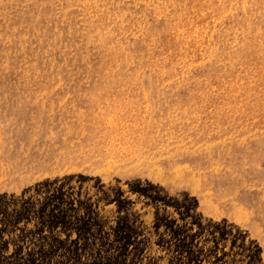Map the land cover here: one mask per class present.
Returning a JSON list of instances; mask_svg holds the SVG:
<instances>
[{
  "label": "rangeland",
  "instance_id": "rangeland-1",
  "mask_svg": "<svg viewBox=\"0 0 264 264\" xmlns=\"http://www.w3.org/2000/svg\"><path fill=\"white\" fill-rule=\"evenodd\" d=\"M0 264H264V0H0Z\"/></svg>",
  "mask_w": 264,
  "mask_h": 264
},
{
  "label": "bare ground",
  "instance_id": "bare-ground-1",
  "mask_svg": "<svg viewBox=\"0 0 264 264\" xmlns=\"http://www.w3.org/2000/svg\"><path fill=\"white\" fill-rule=\"evenodd\" d=\"M8 168V167H7Z\"/></svg>",
  "mask_w": 264,
  "mask_h": 264
}]
</instances>
